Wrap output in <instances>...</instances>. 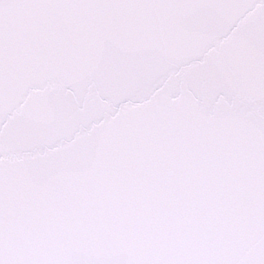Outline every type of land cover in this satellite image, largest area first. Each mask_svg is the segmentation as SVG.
Returning a JSON list of instances; mask_svg holds the SVG:
<instances>
[{
	"label": "snow or ice",
	"instance_id": "obj_1",
	"mask_svg": "<svg viewBox=\"0 0 264 264\" xmlns=\"http://www.w3.org/2000/svg\"><path fill=\"white\" fill-rule=\"evenodd\" d=\"M0 264H264V0H0Z\"/></svg>",
	"mask_w": 264,
	"mask_h": 264
},
{
	"label": "water",
	"instance_id": "obj_2",
	"mask_svg": "<svg viewBox=\"0 0 264 264\" xmlns=\"http://www.w3.org/2000/svg\"><path fill=\"white\" fill-rule=\"evenodd\" d=\"M206 14L210 15V16H213V17H220V16H223L225 13H224V10L217 9V10H214L213 12L206 13Z\"/></svg>",
	"mask_w": 264,
	"mask_h": 264
}]
</instances>
